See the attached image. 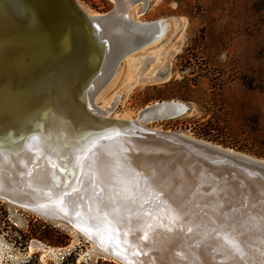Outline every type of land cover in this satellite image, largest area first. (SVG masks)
<instances>
[{"label": "water", "instance_id": "1", "mask_svg": "<svg viewBox=\"0 0 264 264\" xmlns=\"http://www.w3.org/2000/svg\"><path fill=\"white\" fill-rule=\"evenodd\" d=\"M10 1L18 6L14 16L0 2V92L10 87L20 94L10 104H0V198L75 228L119 264H166L156 247L166 232L156 225L162 222L184 228L180 234L173 232L184 238L198 228L234 230L262 225L264 229V159L181 132L147 126L185 112L186 106L167 109L173 102L143 108L137 121L94 113L86 106L84 94L100 72L105 46L97 38L92 19L75 0ZM115 11L103 17L110 18ZM126 20L133 27L148 25L134 22L128 15ZM145 43L124 51L114 67L124 54ZM48 83L52 86L46 92L49 98L38 111L36 92ZM57 83L69 84L66 98L53 91ZM161 106L166 108L161 110ZM46 111H51V117ZM79 127V138L70 139L69 129ZM34 134L44 141L37 151L27 146ZM99 136L129 141L131 149L126 155L131 159L134 189L142 194L141 200L135 196L128 204L139 212L134 211L133 220L123 219L119 230L111 227L113 221L102 207L97 186L93 185V191L83 188L87 205L83 209L73 207L65 198L78 188L76 177L88 155L86 148ZM20 153L24 158L19 161L16 154ZM13 155L17 161L9 159ZM181 201L192 209L196 206V212L191 214L187 209L183 213ZM203 238L230 251L237 236L218 231ZM247 240L253 256L264 257V235ZM205 258L217 264L216 258Z\"/></svg>", "mask_w": 264, "mask_h": 264}, {"label": "rangeland", "instance_id": "2", "mask_svg": "<svg viewBox=\"0 0 264 264\" xmlns=\"http://www.w3.org/2000/svg\"><path fill=\"white\" fill-rule=\"evenodd\" d=\"M76 1L95 18L116 8L113 0ZM124 12L134 22L161 23L162 33L120 58L95 94V108L137 120L147 106L180 102L185 112L149 126L255 156L238 146L251 140L252 114L264 129V0H148L130 2ZM210 128L226 145L199 135ZM90 243L74 228L0 198V264H119Z\"/></svg>", "mask_w": 264, "mask_h": 264}, {"label": "bare ground", "instance_id": "3", "mask_svg": "<svg viewBox=\"0 0 264 264\" xmlns=\"http://www.w3.org/2000/svg\"><path fill=\"white\" fill-rule=\"evenodd\" d=\"M113 1L116 4V11L110 18L107 17L105 18L103 16L99 18L91 17L84 11L92 19L93 26H95L97 32V38H99L100 39L99 41L102 42V44L105 46V52H104L105 54L100 72L91 82L90 86L87 88L86 90L87 92L84 94V102L86 106H88V108L96 114H100L109 118L133 120L123 117H113L107 115L106 112H103L95 108L93 104L94 96L100 90V88L105 84L106 80L111 75L110 73L114 69V62L116 61L117 57L122 53H124V51H126L130 47H133L136 44H138L139 42L141 43L142 41H146L145 44H147L150 41L157 38V35L160 34L161 32L160 30L161 23L153 22L155 24L147 23L148 24L147 27H140V28L133 27L126 20V16L124 12L126 6L130 2H132V0H113ZM0 2L4 5V7H6L7 11H9L10 14H13V16L17 14L16 11H18V6L15 3L12 4L10 0H0ZM67 85L69 84L57 83L56 85H53V91L59 93L60 94L59 96L62 99L66 98L65 92H67L68 89ZM51 88L52 86H50V83L39 87V89L36 92V102H39V106L37 107L36 110L40 111V104L42 105L43 103L44 104L47 103L45 100L48 99L49 96H47L46 92ZM2 89L0 92V104H2V106H5L7 103L10 104V102H12V100H14L15 97L20 94L19 91H17L16 93L12 92V89L10 87L8 88L4 87ZM170 102H173L172 104H174V106L169 105L167 106V109H172L173 107L174 109L182 110L183 108L180 106H185L180 102H175V101H170ZM61 104L63 103L61 102ZM153 105L147 106L145 108H150ZM62 107H64V104L62 105ZM165 108L166 106L160 107L161 110H164ZM50 112L51 111H46L45 114L51 117ZM180 114L181 113H179L177 116H179ZM14 118L18 119L17 117ZM15 119L13 122L18 121ZM77 129L78 130L69 129L68 134L70 136V139H75L76 137L79 136V134H81L80 129L82 128L79 127ZM40 139L41 136L39 135L36 134L31 135L28 138L29 142L27 144V146L30 147L29 149L37 151L40 144H43L44 142L41 141ZM94 141L95 142L91 144V146L89 144L90 146L89 148L88 147L86 148V144L84 145V147L88 151V155L86 158H84L85 159L84 162L80 165L79 168L80 170L76 177V181H77L76 183L77 186L78 185L79 186L77 189L76 188L74 189L75 190L74 192H72L73 190H71L70 195H68L65 198H67V203L72 204L73 207L74 205H79L83 209L87 206L85 201H83L84 200L83 197H85L83 193V188L86 186L88 190L93 191L94 189L93 185L97 186L98 190L101 192L103 199V201L101 202L103 205L102 207H104L108 217L113 221L111 227L116 230H119V224L122 225L121 222L123 221V219L127 218V220H131V219L133 220L135 213L134 211H136V213L139 212L135 207H129L128 204L133 203L132 201L135 198V196L138 198V201L141 200V195H142V194L140 195L139 193L136 194V189H134L135 186L134 182L136 181L133 179L134 173H132L131 167L129 166V164L131 163L130 162L131 159L130 158L128 159V156L126 155L127 151L131 149L130 143L125 139L122 141L120 139L110 140V138L102 137V136L101 137L99 136ZM19 148L22 149L23 148L22 145H20ZM16 155L18 156L19 161L21 160V156L24 158L23 154L21 155V153ZM9 159L15 161L16 157L13 155V157ZM1 167L2 166L0 164V176L1 173L3 172ZM34 185L37 186L39 184L36 183ZM45 189L48 190V188ZM32 194L35 196L38 195L37 192L34 191L32 192ZM183 203L185 202L181 201L180 203V205L182 204L181 210L183 211V213L187 209H191L192 212L191 214L196 212L197 210L196 206H194L193 207L194 209H192L191 207L192 205H189L188 203L183 205ZM135 205L138 206V204ZM179 215H182V212H180ZM196 215L197 213H195V217ZM138 216L143 217L140 214ZM258 217L260 218V216ZM254 218L257 219V217ZM156 225L163 227L166 230V232L163 233L164 239L162 238L159 241V244L156 246L158 247L159 250L158 255L161 256V257L159 256V258L165 259L166 264L169 263L170 264H214L215 263L205 258L206 256H208V258L211 257L212 259L216 258L217 264H264V257L262 258H259L257 256L254 257L255 255L253 256V251H251V249L247 246L249 244V241L247 239L252 240L258 238L259 235H264L263 232L264 229L262 225H260L258 228L257 227L249 228L247 226L248 228H243V229L235 228L234 230L211 229V228H198L196 230L192 229L190 233L191 236H188L187 238L180 236L177 237L176 235H174V233L180 234L179 232H182L184 228L171 226L167 222H162V224H156ZM63 226L67 227V225H63ZM250 229L251 231H249ZM218 231L220 233L227 234V236L230 235L237 236L235 246L229 247L230 251H228L226 248L222 246L219 247L217 244H214L213 240L209 238L208 239L212 241L211 243L209 240L208 241L204 240L203 238L204 234L207 233L214 234V233H218ZM197 234L198 235L201 234L203 236L201 237L199 235L197 237ZM89 241L91 242L90 244L93 247L96 246L95 242L91 240Z\"/></svg>", "mask_w": 264, "mask_h": 264}, {"label": "trees", "instance_id": "4", "mask_svg": "<svg viewBox=\"0 0 264 264\" xmlns=\"http://www.w3.org/2000/svg\"><path fill=\"white\" fill-rule=\"evenodd\" d=\"M248 127L251 131V140L247 141L248 144L246 146H238V149L249 152L259 158H264V129L260 126L258 114H252L250 116V118L248 119ZM211 130L212 128H210V130L206 132H199V135L212 141L221 142V140H219L217 137H214L212 132H210ZM221 143L225 144V142ZM233 147L237 146L234 145ZM66 263L67 262L65 261L61 262V264Z\"/></svg>", "mask_w": 264, "mask_h": 264}, {"label": "built area", "instance_id": "5", "mask_svg": "<svg viewBox=\"0 0 264 264\" xmlns=\"http://www.w3.org/2000/svg\"><path fill=\"white\" fill-rule=\"evenodd\" d=\"M58 254H59V256L62 257V260L65 258V255H66L65 251H63V252L59 251Z\"/></svg>", "mask_w": 264, "mask_h": 264}, {"label": "snow or ice", "instance_id": "6", "mask_svg": "<svg viewBox=\"0 0 264 264\" xmlns=\"http://www.w3.org/2000/svg\"><path fill=\"white\" fill-rule=\"evenodd\" d=\"M74 191H75V190H74ZM60 203L62 204V203H63V201L61 200V201H60ZM125 242H126V241H125Z\"/></svg>", "mask_w": 264, "mask_h": 264}]
</instances>
